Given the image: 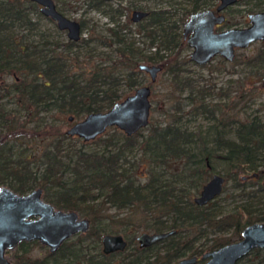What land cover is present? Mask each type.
Wrapping results in <instances>:
<instances>
[{
	"label": "trees",
	"instance_id": "obj_1",
	"mask_svg": "<svg viewBox=\"0 0 264 264\" xmlns=\"http://www.w3.org/2000/svg\"><path fill=\"white\" fill-rule=\"evenodd\" d=\"M107 1L109 0H88L86 3L89 8L100 9L101 13L108 17V22L103 25L106 34L101 36L90 33L88 38H80L77 42L67 40L63 49L65 51L78 44L79 47L88 46L90 43L105 48L114 46V55H105L109 64L104 65L101 62L92 64L90 59L93 56L89 55L79 60L75 55L71 61L68 54L57 53L54 49L49 50L48 57L44 59L43 56L38 63L34 58V42L27 40L25 35L17 37L13 33L16 27L25 29L28 33L33 31L34 24L25 12L24 4L27 3L38 16H42L37 5L29 0H0V76H12V90L15 95V110L6 112L0 107V129L5 130L4 135L0 136V185L10 187L17 194H25L39 188L45 202L57 210L80 214L88 220L90 227L86 238L79 237L72 240L74 242H65L54 254H46L42 259L21 256L14 264H105L97 249L101 235L112 231H106L104 226L97 224L101 206L104 204L118 210H134L143 215L140 219H121L118 223L126 225L122 227L125 229L118 231L124 234L128 229H134L131 232L134 234L135 230L142 226V231L145 232H175L173 236L161 240L160 247L145 254L159 256L158 253L162 252L163 259L159 262L161 264H169L184 256L202 253L194 248L191 242L183 240L194 228L214 227L220 232L231 228L239 239L244 227L264 222V211L257 215L256 211L252 210V198H256L254 192L246 190L247 186L256 180V192L264 193V188L259 184L264 178V119L256 115L244 118L236 116L237 106L242 104L245 107L252 95L263 90L260 85L248 87V83L240 81L236 85L235 99H228L225 104L214 109L217 110L218 116H214L215 111L208 110L203 99L212 94L209 88L202 87L200 92H196L190 87L189 96L195 93L190 103L199 108L198 112H206L207 120L216 121L208 127L205 136L182 129L178 126L182 118L177 117V122H167L163 126H153L148 121L146 129L149 132L140 143H136V139L141 137V131L129 137L121 135L118 141L114 135L103 140L99 136L85 143L65 135L62 127L65 125L64 120L61 122L62 126L45 124L40 120L42 113L51 110L57 111L62 117L65 116L66 121L69 116L79 121L89 113L108 110L113 103L128 96L117 93V84L125 82L127 91L135 90L136 86L140 87L136 77L140 72L135 70L140 62H145L146 65L161 63V70H166L176 85L182 84L181 90L190 86L186 80H177L180 69L176 56L170 61L167 56L158 54L159 49L153 56H145L133 47L124 32L126 25L115 18L122 15V9L120 6L117 9L111 8ZM141 1L143 0H135L132 12H147V16L139 21H146V26L139 27V31L146 32L149 46L161 47L163 51L179 50L180 45H184L180 32L184 20L174 19V1L164 2L167 8H163L158 6L161 0H147L156 5L152 10L141 6ZM189 1L191 8L187 13L190 14L210 6L215 0ZM239 1L245 5L250 3V0ZM170 7L172 10H169ZM79 25L82 31L83 22ZM39 38L42 46L48 44L43 37ZM242 63L251 66L249 59L243 60ZM219 64L225 65L222 60ZM27 129H30L29 133H34L33 137H39L42 133L51 139L48 150L37 153V149H34L40 159L38 169L34 172L28 170V164L19 166L21 163H12L9 158L13 151V146L9 143H15L21 136H25ZM100 140L102 146L91 151L64 144L66 141H79L81 146H85ZM135 146L143 148L142 152L146 157L140 160L148 162L152 167L145 183L140 181L143 175L137 176L134 173L132 164L126 167L129 163L127 157ZM28 156L30 158L32 154ZM214 163L224 166L223 176L220 175L224 178V183L229 179L234 180V186L242 193L243 199L237 209L234 208L232 213L221 218L211 214L208 204L203 207L194 205L188 198L190 186L186 185V181L191 177H198V186L203 185L210 172L215 170ZM172 164H182L184 174H175L173 181H167L165 178ZM25 168L27 170H20ZM159 168L161 173L153 172ZM245 174L248 175L244 176ZM253 175L255 176L252 179ZM12 182L13 186L10 184ZM97 196L102 198L100 204H95ZM214 204L215 202L211 205ZM31 244L34 242L21 244L18 249L22 248L21 251L25 253L24 246ZM223 245L214 243L210 246V251ZM136 256L142 257L141 254ZM248 256L256 259L250 264H264V249H254L242 260Z\"/></svg>",
	"mask_w": 264,
	"mask_h": 264
},
{
	"label": "rangeland",
	"instance_id": "obj_2",
	"mask_svg": "<svg viewBox=\"0 0 264 264\" xmlns=\"http://www.w3.org/2000/svg\"><path fill=\"white\" fill-rule=\"evenodd\" d=\"M23 1V0H22ZM55 4L56 9L64 15L66 18L76 21L78 23L83 22L84 28L81 31L80 38H88L90 33L96 35H105L104 27L103 26L106 22H108V17L104 16L100 9L89 8L86 3L88 0H52ZM174 1L175 9V17L174 19L183 18L185 21L189 15L187 13L190 8L191 4L189 0H161V3H158V6L167 8L165 3ZM30 2V1H29ZM165 2V3H164ZM107 3H110L111 8L117 9L119 6L122 9V15L115 17L119 20L120 23L126 25V29L124 32L126 33V38L129 42L133 43V47L142 53L145 56H153L155 51H159V55L167 56L166 58L170 59L177 57L176 63L178 64V68L180 69L179 75L177 76L178 81L186 80L190 86L187 88H183L181 90L180 83L176 85L172 76L166 71L161 70L153 83H150L149 77L145 75L143 72L139 71L137 68L136 71L140 72V75L136 76L138 81L140 82L141 86H150V96L149 102L151 105V112L149 115L150 124L153 126L160 125L163 126L167 122H177V117L182 118L180 123H178L182 129H187L192 134L201 133V136H205L208 132V127L211 126L213 123L215 124L216 121H209L206 119V112H198L199 108L197 106L191 104V98H194L195 93H192L189 96L190 87L194 88L193 90L197 92V90H201L202 87H207L212 92L205 97H203L205 104L208 106V110L215 111L213 112L214 116H218L216 106L226 103L228 99L233 100L236 96V85L239 82L244 81V83H248V87H256L260 85L261 78L264 77V70H255L252 69V66H246L242 63L244 60H248L252 54V48L249 47L245 50H241L237 53L236 62L233 64H225L221 66L219 64L220 59L214 58L209 64L204 67L195 66L192 62L189 61V48L184 44L180 45L179 50L173 49L169 51H163V49L157 46L150 47L149 46V38L146 37L145 31H139V27L146 26V21H141L140 23H132L130 20V15L132 12V5L135 3V0H109ZM27 4V3H26ZM24 4V10L28 14L30 21L34 24L33 31L28 33L25 29H18L17 27L13 29L14 35L16 34L17 37L20 35H25L27 40L33 41L36 48L35 52L36 55L34 56L35 60L39 63L42 57L44 59L48 57L49 50L54 49L57 53L64 52V54H68L71 57V61H73V57L75 55L78 56V60L80 58H84V56L89 55L93 56L90 61L92 64H99L100 62L105 64H109L106 60L105 55L113 56L114 46L109 48L99 47L96 43H90L88 46H72L69 49L63 51L66 47V33L57 30L55 24L51 22L49 19L38 16L35 11L32 10L31 7ZM141 6L145 7L146 10H152L156 5H154L151 1L143 0L140 2ZM213 6L217 4V0L212 2ZM172 7L169 10H172ZM252 9L250 4L245 5L244 2L239 1L236 5L232 6L227 14V24L228 26L235 25L236 27H242L246 22V15L248 10ZM102 10V9H101ZM182 26L180 27L181 32ZM43 37L45 41L48 42L47 45L40 44L41 38ZM7 39V38H5ZM4 39V40H5ZM6 43V41H5ZM32 52V51H31ZM77 59V58H76ZM166 59V61L168 60ZM165 62V61H164ZM141 64H147L145 62H140ZM86 65V64H85ZM156 66H161V63L155 64ZM88 66V65H87ZM74 68V67H72ZM73 72V71H70ZM12 76H0V107L3 108L6 112L10 110H15L14 105V92L12 90ZM117 93L125 95H130L133 91H127L125 82L117 84L116 86ZM139 86H136L138 88ZM134 88V89H136ZM204 92V91H203ZM122 96V97H123ZM246 106L243 107L242 104L237 106V118H244L248 115L259 116L264 119V90L255 93L252 95V99L247 101ZM197 113V114H196ZM6 116V115H5ZM45 122V124H52L54 126H62V120L65 121V125H63L64 131L69 127V123L65 120V116H60L57 111L51 110L48 113H42L39 116ZM83 117V116H82ZM82 117L79 119L81 120ZM9 119L8 117H6ZM78 120V119H77ZM23 121V120H20ZM41 121H38L40 123ZM34 123V122H33ZM36 123V122H35ZM29 126V128H31ZM28 128V127H27ZM116 129V128H115ZM207 131V132H206ZM5 130L3 128L0 129V136L4 135ZM30 129L25 130V136H21L18 141L10 142L9 145L13 146L12 156L10 158V162L14 163H21L19 166L28 164V170L30 172H34L38 169V165L40 159L38 155L35 153H39L43 150H48L50 147L51 139L44 136L41 133L39 137H33L34 133H29ZM148 130L146 127L141 130V137L136 139V143H140V141L148 134ZM32 134V135H31ZM115 135L116 141L121 138L123 135L120 131L107 129L101 136L100 139L103 140L107 137H111ZM143 136V137H142ZM98 141L97 143L87 144L85 146H81L79 141L75 142H64L65 146L72 145L76 149L82 148L83 151H91L97 149L102 146V142ZM136 145V144H135ZM37 151L34 153V149ZM142 149H139L138 146H135L133 150L129 153L127 157V161L129 162L126 167L132 164V168L134 173L138 175H143L140 177L141 183H145L150 176V172L152 171L151 164H148L146 161H141L140 159L146 157L142 152ZM14 152V154H13ZM29 154H32L30 158H28ZM147 156L149 153L147 152ZM171 167L168 168V175H166L167 181H173L174 175H183L184 174V167L182 164L180 165H170ZM213 172H210L209 176L204 183L211 177L212 174H219L223 176L224 173V166L219 163H214ZM20 170H27L20 169ZM155 173H161L160 168L155 169L153 171ZM248 174H245L246 176ZM146 176V177H145ZM253 179V178H252ZM264 179V178H263ZM262 179L259 181L261 183ZM257 181L253 180L252 184L247 186L248 191L254 192V196L256 198H252V210L256 211L255 214H262L264 211V193L256 192L257 188ZM199 179L198 177H191L188 181H186V185L190 186L189 197L192 200L193 197L197 196L201 186H198ZM203 183V184H204ZM12 186L14 183H10ZM72 185V184H71ZM78 185V184H77ZM235 182L232 179H229L223 185V191L221 194L215 198L214 200L208 203V206L211 207L210 212L216 218H221L227 214L232 213L234 208L242 203V193L236 189L234 186ZM3 187L8 188L12 192L16 193L10 187L6 185H0ZM74 186V185H73ZM196 186V187H195ZM197 188V189H196ZM96 202V203H95ZM95 204H100L102 202L101 196H97L95 200ZM215 202L212 206L211 204ZM237 209V208H236ZM80 218H85L78 214ZM100 219L99 225L105 227L106 231H118L122 228V226L126 225L125 223H118L121 222L123 218L127 217L129 219H140L143 217L142 214L135 212L134 210L130 209H122L118 210L113 207H110L108 204H104L103 207L101 206V211L99 213ZM143 226L139 229L135 230V236L138 235L142 231ZM127 230V229H126ZM134 229H128L126 232H132ZM203 230V231H202ZM147 233H152V231H146ZM184 241H188L192 243V246L202 252L210 251V246L214 243L216 244H226L235 242L238 240V236L233 233V230L227 229L226 231H218L214 227H207L201 226L199 228H194L191 232L185 235ZM28 257L31 259H42L47 252V249L44 246H41L38 242H34L28 248ZM14 251L7 252L6 256L13 261ZM256 261V259H252L248 256L246 259L242 260L240 264H250L251 262Z\"/></svg>",
	"mask_w": 264,
	"mask_h": 264
},
{
	"label": "water",
	"instance_id": "obj_3",
	"mask_svg": "<svg viewBox=\"0 0 264 264\" xmlns=\"http://www.w3.org/2000/svg\"><path fill=\"white\" fill-rule=\"evenodd\" d=\"M38 6L39 13L51 20L57 30L66 33L68 41L77 42L81 29L78 22L70 20L57 11L52 0H29ZM237 0H219L215 11L220 12ZM147 16V12L133 11L132 23H138ZM249 26L246 28L227 29L213 32L215 25H220L224 18L210 10L192 13L182 26V37L191 49L189 60L196 66H204L215 56L231 62L234 49H246L254 41L264 40V13L247 16ZM138 70L147 74L153 83L160 66L139 64ZM264 89V79L261 82ZM150 88L141 86L132 94L117 101L103 112H94L75 121L67 118L69 127L65 135L75 137L82 142H91L101 136L107 129L116 128L129 137L148 125L150 115ZM224 185V178L212 175L202 186L193 204L203 207L217 198ZM264 188V180L261 183ZM89 222L80 218L74 211L56 210L42 200L41 190L33 189L25 194H17L0 186V264H10L5 252L12 250L20 242L36 241L46 247L49 253L55 252L60 245L76 233L87 231ZM174 232L140 233L136 237L140 247L156 243ZM102 252L108 254L122 250L125 246L120 236L104 235L101 240ZM254 249H264V222L253 223L244 227L240 239L223 245L202 256L204 264H237ZM195 258L183 259L176 264H193Z\"/></svg>",
	"mask_w": 264,
	"mask_h": 264
},
{
	"label": "flooded vegetation",
	"instance_id": "obj_4",
	"mask_svg": "<svg viewBox=\"0 0 264 264\" xmlns=\"http://www.w3.org/2000/svg\"><path fill=\"white\" fill-rule=\"evenodd\" d=\"M239 2V0H237L236 3L232 4V5H229L227 7H225L222 11L220 12H216L215 9L216 7L218 6L219 4V0H217V4L215 6H213V4H211L210 6H207L206 8H203V9H200V10H197L195 12H200V11H204V10H210L212 12H214L215 15H221L223 16L224 18V21L220 24V25H215L214 28H213V32L216 33V32H221V31H224V30H227V29H235V28H238V29H241V28H246L248 27L250 24L248 22V19H247V16L248 15H256V14H263L264 13V0L262 2L260 1H257V0H250V6L252 7V9L248 10L247 12V15H246V22L244 23V25L242 27H236L235 25H232V26H228L226 25L227 23V14L229 13V10L232 6L236 5L237 3ZM38 7V6H37ZM58 11V10H57ZM193 12V13H195ZM132 13V12H131ZM192 14V13H190ZM189 14V15H190ZM188 15V16H189ZM48 19V18H47ZM188 19V17H187ZM186 19V20H187ZM185 20V21H186ZM51 21V20H50ZM184 21V22H185ZM52 22V21H51ZM183 22V23H184ZM183 26V24H182ZM189 37V35L187 36ZM187 37L184 39L182 37V29H181V40L182 42L187 46L186 44V39ZM188 47V46H187ZM249 47L252 48V54L249 58L250 60V64L252 66V69H255V70H264V40H261V41H254L252 42ZM248 47V48H249ZM189 48V47H188ZM247 49V48H246ZM190 52H191V49L189 48ZM241 50H245V49H234V52H233V59L231 62H227L225 61L222 57L220 56H215L214 58H219L220 60H222L225 64H233L236 62V57H237V53ZM189 58V57H188ZM212 58L211 61L214 59ZM190 61V60H189ZM210 61V62H211ZM191 62V61H190ZM209 62V63H210ZM207 63V64H209ZM194 64V63H193ZM206 64V65H207ZM195 65V64H194ZM204 65V66H206ZM196 66V65H195ZM204 66H198V67H204ZM161 71V70H160ZM145 74V73H144ZM147 75V74H145ZM148 76V75H147ZM264 79V77L262 78V80ZM262 80L260 81V86H261V82ZM149 88L150 86L147 85ZM261 88L263 89V87L261 86ZM264 90V89H263ZM142 130V129H141ZM140 130V131H141ZM119 131V130H118ZM139 132V131H138ZM122 133V132H121ZM123 134V133H122ZM124 135V134H123ZM127 137V136H126ZM255 175L252 176V178H254ZM264 179H262L263 181ZM261 181V183H262ZM262 186V185H261ZM42 195V194H41ZM194 198V197H193ZM193 198H192V203H193ZM43 200V198H42ZM44 201V200H43ZM45 202V201H44ZM47 203V202H46ZM207 205V204H206ZM57 210V209H56ZM62 211V210H61ZM123 227V226H122ZM89 226H88V229L87 231L83 232V233H76L74 235H72L68 240H66L65 242H74L72 240L74 239H77V238H86L88 236V230H89ZM172 231V230H170ZM169 232V231H167ZM174 232V231H173ZM141 233H147V232H141ZM153 233V232H152ZM152 233H148V234H152ZM162 233V232H161ZM129 235H126L120 231H111V232H107L103 235H101L100 239H99V242H98V252H99V256L101 255L102 259L105 261V264H146L145 262H147V264H161L159 262H161V260L163 259V254L162 252H159L158 254H160L159 256L157 254H154V255H145V254H148L149 252H152V250H155L156 248L160 247V241L156 242V243H153L149 246H145V247H140L138 242L136 241V237L138 235L135 236V234L133 233H128ZM175 234V232L168 236V237H171ZM104 235H110V236H120L122 238V240L124 241L125 243V246L122 250H116V251H113V252H110L108 254H104L102 252V243H101V240H102V237ZM167 238V237H166ZM165 239V238H164ZM162 239V240H164ZM239 239H240V235H239ZM238 239V240H239ZM32 242H36V241H32ZM32 242H20L18 243L12 250L10 251H6L5 252V255L7 252H11V251H14V255H13V261H10V259L6 256V258L9 260L10 264H14L15 261L19 260V258L21 256H25V257H28V248L32 245H28V246H24V249H25V253L22 252V248L18 249V247L21 245V244H30ZM63 242V243H65ZM62 243V244H63ZM62 244L60 245V247L62 246ZM42 246V245H41ZM59 247V248H60ZM46 248V247H45ZM58 248V249H59ZM47 249V248H46ZM58 249L53 252V253H49L48 249H47V252L46 254H54L58 251ZM98 252H96L98 254ZM210 251H207V252H202L201 254H194V255H187V256H184L180 259H178L177 261H173V262H169V264H176L177 262H179L180 260H183V259H189V258H195V261L193 264H204L207 260L206 259H203L202 256L206 253H208ZM142 255V257H137L136 255ZM157 255V256H156ZM31 259V258H30Z\"/></svg>",
	"mask_w": 264,
	"mask_h": 264
}]
</instances>
